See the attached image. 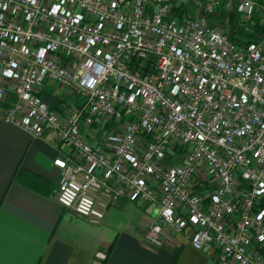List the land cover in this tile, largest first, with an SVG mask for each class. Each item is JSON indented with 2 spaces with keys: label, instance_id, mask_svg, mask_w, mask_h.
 <instances>
[{
  "label": "built area",
  "instance_id": "obj_1",
  "mask_svg": "<svg viewBox=\"0 0 264 264\" xmlns=\"http://www.w3.org/2000/svg\"><path fill=\"white\" fill-rule=\"evenodd\" d=\"M190 2L198 17L173 0H0V120L55 135L58 202L89 223L152 205L149 245L170 227L218 264H264V3Z\"/></svg>",
  "mask_w": 264,
  "mask_h": 264
},
{
  "label": "crops",
  "instance_id": "obj_2",
  "mask_svg": "<svg viewBox=\"0 0 264 264\" xmlns=\"http://www.w3.org/2000/svg\"><path fill=\"white\" fill-rule=\"evenodd\" d=\"M173 3L198 17L190 0ZM45 98L51 107L58 104L54 96ZM60 150L53 133L35 138L0 120V264H218L213 249L196 250L170 227L163 247L146 243L144 233L157 223L152 205L121 202L99 225L63 207L54 166Z\"/></svg>",
  "mask_w": 264,
  "mask_h": 264
}]
</instances>
